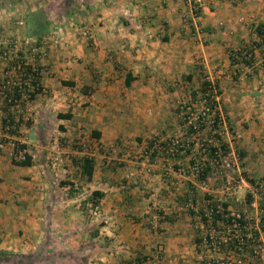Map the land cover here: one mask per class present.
I'll return each mask as SVG.
<instances>
[{
  "label": "crops",
  "instance_id": "0c3cea01",
  "mask_svg": "<svg viewBox=\"0 0 264 264\" xmlns=\"http://www.w3.org/2000/svg\"><path fill=\"white\" fill-rule=\"evenodd\" d=\"M63 1L71 27L55 26L15 49L1 38L18 30H0V78L19 79L5 60L16 52L46 69L33 100L7 107L0 99V140L23 143L32 160L14 164L10 143L0 149V249L58 250L92 264H264L261 200L248 194L227 206L251 217L254 243L240 253L206 246L196 208L184 198L194 196L205 210L206 200L225 193L221 180L209 173L203 191L197 177L181 173L196 141H186L190 152L177 158L159 147L184 126L175 105L193 98L188 84L206 70L219 73L222 136L238 156L232 176L264 177V41L256 33L264 0H202L197 13L193 0ZM35 43L45 44L44 57L31 51ZM240 48L251 50V63L229 56ZM8 114L31 124H20L19 135L4 133ZM86 155L94 158L90 180L77 165ZM94 189L104 194L93 209ZM210 226L221 238L229 231L227 222Z\"/></svg>",
  "mask_w": 264,
  "mask_h": 264
},
{
  "label": "trees",
  "instance_id": "16d2710c",
  "mask_svg": "<svg viewBox=\"0 0 264 264\" xmlns=\"http://www.w3.org/2000/svg\"><path fill=\"white\" fill-rule=\"evenodd\" d=\"M26 23L29 29L27 31V36L29 38L31 37L37 38L48 31L50 20L48 18L47 12H45L44 10H39L32 14H29L26 18ZM256 33L257 35H259L261 40L264 41V26H257ZM247 53H249V56L247 55ZM229 56L234 60L239 57L245 63L249 64L250 59L252 57V52L249 48H240L237 51H230ZM10 59H12V61H9L10 66L14 68L18 66L17 68L21 73L19 75V79L17 80L16 79L8 80V78L6 77L2 79L4 80V82H8V83H5L6 85H5L4 96L1 99L2 102L5 103V106L7 107L14 106L22 101H31L36 97L37 94L41 93L42 91L41 85H40L41 75L39 73L32 72L31 71L32 66H30L29 64H25L22 57L20 58L17 52L15 53V56L11 54ZM35 68L40 69L38 66L37 67L35 66ZM62 83L69 84V82L67 81H63ZM212 84L213 83L209 81L202 80L200 84V89H199L200 99L201 100L206 99V103H208L212 108H215V109L217 108L216 109L217 115H215V120L213 124L211 125V128L207 130L206 125L205 126L199 125L197 129H193L191 124H186L185 129H184L185 136L179 139L180 142H179V146L177 147V150L173 152L172 155L169 154V156L177 158L178 151L180 150L185 151L186 144H187L186 141L191 142L189 141V138L187 139L186 134L190 135V137H196L195 135L199 136L198 143L201 144L200 148L202 149V147H205V150L207 149L208 152L204 156H202V153H199V152L193 153L192 151L193 154L191 153V158L193 159H190V164H188V166L189 165L193 166L194 164L199 166V173L197 175H194V174L193 175L197 177V179L200 182L207 179V175L211 173V166L209 164L208 158L213 155L214 151L218 150L220 152L222 150L223 152H226L229 149L228 142L224 140L222 136L223 129L221 128V122L219 119V114H220L218 111L219 104H218V101L214 100V96L212 94ZM217 91L219 94L220 93L219 89H216L215 93H217ZM71 116L72 114L70 112H58L56 114L57 118H71ZM224 121H225V117H224ZM22 123H25L26 125H28V124H31V121L30 119L25 120V121L21 118L16 119L12 117L10 114H8L5 118H3L2 127L5 133L7 134L13 133V134L19 135V133L17 132V130L19 129L18 126ZM205 129L207 130V132ZM94 133L95 132H93V134ZM200 133H202V135H200ZM172 138L173 137L171 136L170 138H167L165 141L160 142L159 147L163 149L164 152H167V150L169 149L168 142ZM209 139H211V142H208ZM213 142L217 143V147L213 145ZM21 147L26 149V146L23 143L21 144ZM189 148L190 147H187L186 149L187 153L190 152ZM145 152L147 153V149H145ZM165 155L167 154L165 153ZM31 161H32L31 156L27 152V150L25 152L24 160L17 161L14 158H12V162L14 164L21 165V166H29L31 165ZM77 165H79L80 167L81 175L86 180H90L92 172H93V168H94V158L92 156L86 155L81 159V162L78 163ZM188 166L184 168H187ZM175 168L178 169L177 166ZM245 177L247 178V176ZM248 179L250 181L253 180L251 178H248ZM61 184L63 185V183ZM103 194L104 193L101 190H97V189L92 190L88 196L90 207L94 209V207L98 205L99 199L103 197ZM184 201H186L185 203L189 205L192 209L196 208L195 214L197 212L200 215L202 220L207 219V217L204 215L205 210L199 209L197 207L196 205L197 201L195 200L194 196L188 195L184 198ZM228 204H229L228 199L221 200L219 198H211V199L206 200V207L207 205H210L212 209L214 210L210 216L211 219H209V224H213L215 221L227 222L228 226L232 224L231 222L232 217L229 215L230 211L227 210ZM216 206H219L220 208H216ZM239 213L241 214L243 218L244 212L239 211ZM242 218L240 219L241 224L243 223ZM205 224L207 225L208 223L205 221ZM241 229L243 230H240V233H250V236L254 240L256 239L255 238L256 235H253L251 232H249V230L246 232L244 231V228H241ZM206 235H208V231L206 232ZM254 240L245 239V243L243 245L242 244L239 245L236 238L232 237L230 246L228 247L235 253H240L242 252V250L247 248L248 244L252 242L254 243ZM59 252H61V254L67 255V253H64L63 251H58V250L54 252L52 250L51 252H48V253L40 252V253L22 254V253H15L12 251L0 249V264H36L39 260H41L42 255H48L49 258H52L51 256L54 257V256L59 255L58 254ZM70 254L71 253H68L67 256H70Z\"/></svg>",
  "mask_w": 264,
  "mask_h": 264
},
{
  "label": "built area",
  "instance_id": "2783aa9c",
  "mask_svg": "<svg viewBox=\"0 0 264 264\" xmlns=\"http://www.w3.org/2000/svg\"><path fill=\"white\" fill-rule=\"evenodd\" d=\"M201 4H202V0H193L192 11L194 13H197L199 8L201 7ZM20 23L23 24V20H19L18 24ZM31 51L41 54V55L46 54V52L42 50V47L38 45L32 46ZM247 55L249 56V53H247ZM17 67L18 66H16V68L12 67V71H17L18 74L20 75L21 72L18 70ZM31 71L42 74L43 72H46V69L45 68L36 69L35 66H32ZM2 79L3 78L0 79V99H2L4 96L5 85H6L5 83H8V82H4V80ZM213 88L214 86L212 84V90ZM216 109L212 108L208 103H206V99H202L201 108L199 112L194 113L191 110V107L189 105L180 104L178 106V116L182 118L183 120H185L187 124H191L193 129H197L199 125H203V126L206 125V129H210L211 125L213 124L215 120V115H217ZM219 119L221 122V128L223 130H226L227 127L225 125L223 114H219ZM179 142L180 140L178 138L170 139L168 142L169 149L167 150V152H169L172 155V153L177 150V147L179 146ZM208 142H211V139H209ZM6 143H10L11 145L12 150H11L10 155L12 158H14L17 161H22L25 159L26 149L21 147V144H22L21 142L17 140L5 142L4 139H1L0 149L4 148ZM213 145L217 147L216 142H213ZM200 147H201V144H200ZM221 151L219 152L218 150H215L213 155L208 158L209 164L211 166V174H216L218 176L220 175L221 179L225 180L226 182V190L228 191V195H234L236 192V187L231 184L229 177L227 174H225V172L231 170L233 166H237V163H238L237 152L235 148L231 146L230 144H229V149L226 152H223V151L221 152ZM207 152L208 150L207 149L205 150V147H202V149L200 148V153H202V156H204ZM187 168H189V170L194 175H197L199 173L198 165H195V164L193 166L189 165ZM180 171L181 173H184V171H188V169L184 167H180ZM206 182H207V179L201 181L203 185H205ZM240 183L245 186L247 195L249 194L248 196L257 197L259 198V200H261V204L259 207V213L264 215V177L255 178L252 181H250L248 178L243 176L242 181ZM216 208H220V207L216 206ZM213 211L214 210L212 209V207L210 205H207L205 209V213H204L207 219H204V220L201 219L200 215L197 212L195 214L197 228L198 227L201 228L202 241L204 242L206 246L218 247V248H220L221 246H227V248H229L228 246H230L232 237L236 238L239 245L241 244L243 245L245 243V239L254 240L250 236V233H240V230H243L241 228H244V231L246 232L248 231L250 227L251 217L244 213V216L242 218L239 211H230L229 215L232 217V220H231L232 224L228 227L229 231L225 234L224 237L221 238L219 235L216 234V231L210 226L211 224H209V219H211L210 216ZM241 218L243 220L242 224L240 222ZM205 221L208 223L207 225L205 224ZM205 227L207 228L205 229ZM207 231H208V235H206ZM260 240H261V244H259L258 246L263 252L260 254V258L261 260H264V231L261 234Z\"/></svg>",
  "mask_w": 264,
  "mask_h": 264
},
{
  "label": "rangeland",
  "instance_id": "374dc122",
  "mask_svg": "<svg viewBox=\"0 0 264 264\" xmlns=\"http://www.w3.org/2000/svg\"><path fill=\"white\" fill-rule=\"evenodd\" d=\"M56 1V2H54ZM77 2H81V1H77ZM39 10H44L45 12H47L48 14V18L50 20V25H49V29L50 30H54V28H56L55 26L58 27L57 30L61 29V27L64 26H68L71 27L70 25V20L69 22H65L64 19L66 18V16L69 15V18L72 17V13H69L70 10H67V7H65L64 1L63 0H9V1H0V30H18L19 34H15L13 35H9V36H4L1 39L6 41V44H9V48L12 47L13 49H15L17 47V45L19 43H23L29 39L27 36V31L28 26L26 23V18L29 14H32L36 11ZM69 13V14H68ZM24 16V17H23ZM2 18V19H1ZM64 18V19H63ZM19 20H23V24H18ZM4 21H6V28L5 26L3 27L2 24H4ZM75 25V23H74ZM80 23H77V29L78 31H80V35H84L86 36V30H80L81 26ZM47 31V32H48ZM45 34V33H44ZM13 36V37H12ZM43 35H41L40 37L37 38H42ZM59 35H55V37H50L51 41L54 44L58 43V39L60 37H58ZM13 38V39H12ZM11 44V45H10ZM36 46L38 44H33L32 46ZM38 46L42 47V50H44L45 52H47L46 48H45V44H39ZM31 49V48H30ZM11 52L13 51H9L7 52V54L9 55ZM41 55V54H40ZM46 55V54H45ZM45 55H41V57H44ZM10 56L5 55V60L6 61H12V59H10ZM198 79L196 80V82L194 84H188L187 89L192 90V92H194V94L191 92L189 93V95L193 98L191 99H183V100H179L175 107L176 110H178V106L180 104H187L191 107V110L194 113H197L200 111L201 108V99H200V95H199V89H200V84L202 82V80H206L209 81L211 83H213V90H212V94L214 96V100L218 101V111L221 109L223 110V108L221 107V96L220 93L218 94L216 92V89H219L218 84H217V80L220 78L219 73H215V72H210L207 71L205 73L201 72L199 73ZM192 86H194V88L192 89ZM220 92V89H219ZM218 99H217V98ZM177 116H178V111H177ZM182 122L181 124H183L184 126L182 127L183 130L185 129L186 126V121L183 120L182 118L178 117ZM28 120V119H27ZM182 128L180 129V131H175L174 135H172L173 138H178L181 139L183 138V136H185L184 131L182 130ZM200 135H202V133H200ZM187 139L189 138V141H196V143H198V137L197 135H195L196 137H190V135L186 134ZM194 136V135H193ZM34 138V135L31 133V135L29 136V139L32 140ZM224 140H226L224 138ZM199 147H196L195 150L193 151V153L195 152H199L200 153V143H198ZM196 149H198V151H196ZM192 153V154H193ZM188 171H184V174H192L193 173L189 170ZM236 170V166H233L231 168V170L225 172V174L228 175L229 180L231 182L232 185H234L236 187V192L234 195H228V191L226 190V182L225 180L221 179V176L219 177L217 175V177L221 180V185L223 186V190L225 191V193L223 194V196H221L219 199L221 200H226V199H234V201L239 200L240 198H246L247 196V192H246V188L244 185H242L239 180H235L233 178V172ZM242 185V186H241ZM199 186L202 188V190H206L209 188V183H208V179L205 185H203L201 182L199 184ZM245 188V189H244ZM239 202V201H236ZM231 211H238V210H231ZM59 255L57 256H51L52 258H49L48 255H42L41 260H39L36 264H92L93 261L91 260H83V259H69L67 255L65 254H61V252L58 253Z\"/></svg>",
  "mask_w": 264,
  "mask_h": 264
}]
</instances>
